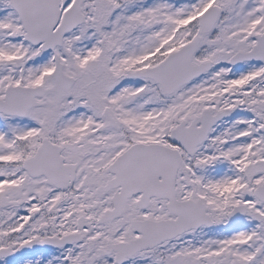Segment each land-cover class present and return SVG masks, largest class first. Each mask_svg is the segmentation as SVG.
Masks as SVG:
<instances>
[{
  "label": "snow or ice",
  "instance_id": "snow-or-ice-1",
  "mask_svg": "<svg viewBox=\"0 0 264 264\" xmlns=\"http://www.w3.org/2000/svg\"><path fill=\"white\" fill-rule=\"evenodd\" d=\"M0 264H264V0H0Z\"/></svg>",
  "mask_w": 264,
  "mask_h": 264
}]
</instances>
